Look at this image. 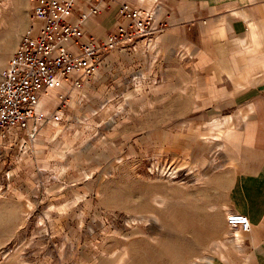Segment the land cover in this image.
<instances>
[{
  "label": "rangeland",
  "instance_id": "374dc122",
  "mask_svg": "<svg viewBox=\"0 0 264 264\" xmlns=\"http://www.w3.org/2000/svg\"><path fill=\"white\" fill-rule=\"evenodd\" d=\"M31 14L29 0H0V72ZM150 99L106 101L76 124L64 110L25 154L0 145V264H208L233 254L236 230L218 204L227 166L216 132L195 131L193 117L164 116ZM65 133L80 143L51 168L37 158L27 166L41 136ZM26 176L35 179L22 186Z\"/></svg>",
  "mask_w": 264,
  "mask_h": 264
},
{
  "label": "crops",
  "instance_id": "0c3cea01",
  "mask_svg": "<svg viewBox=\"0 0 264 264\" xmlns=\"http://www.w3.org/2000/svg\"><path fill=\"white\" fill-rule=\"evenodd\" d=\"M94 1L77 0L68 21L75 23ZM121 4L152 12L153 26L164 24L163 30L149 43L140 42L135 52L107 53L80 88L59 81L41 95L52 100L47 105L41 99L44 110L57 108L58 95L66 96V119L75 121L130 94L161 101L164 116L193 117L200 133H208L211 125L227 166L216 185L218 204L225 215H245L250 228L235 231L231 256L214 257L208 264H264V0H113L108 10L101 8L85 20L82 40H103L124 23L116 15ZM39 27L32 21L31 33ZM139 103L129 106L137 109ZM44 128V135L57 129L55 124ZM66 134L58 140L41 136L39 149L34 147L43 154H32L35 164L28 160L27 166L35 168L39 159L51 168L60 151L81 141L80 134ZM30 177L22 186L35 179Z\"/></svg>",
  "mask_w": 264,
  "mask_h": 264
},
{
  "label": "built area",
  "instance_id": "2783aa9c",
  "mask_svg": "<svg viewBox=\"0 0 264 264\" xmlns=\"http://www.w3.org/2000/svg\"><path fill=\"white\" fill-rule=\"evenodd\" d=\"M77 0H29L33 22L40 27L36 34L29 28L0 72V145H17L25 154L34 144L39 131L61 119L68 107L67 97L58 95L57 113L45 111L41 95L54 89L59 81L80 88L84 79L94 76L103 58L112 50L135 52L140 42L149 43L164 24L153 26V13L126 4L116 12L124 23L117 25L103 40L83 41V24L101 8L109 9L113 0H95L88 12L73 14ZM85 119H83L84 121ZM82 123V121H80ZM229 228L248 232L245 215H226Z\"/></svg>",
  "mask_w": 264,
  "mask_h": 264
}]
</instances>
